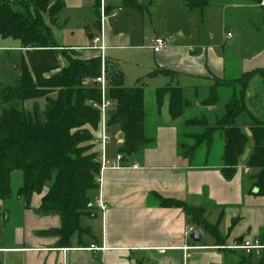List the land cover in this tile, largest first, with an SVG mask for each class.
Instances as JSON below:
<instances>
[{
    "label": "crops",
    "instance_id": "crops-1",
    "mask_svg": "<svg viewBox=\"0 0 264 264\" xmlns=\"http://www.w3.org/2000/svg\"><path fill=\"white\" fill-rule=\"evenodd\" d=\"M56 1L51 0L52 3ZM63 1L64 8L70 2L85 10L89 9L90 2L94 0ZM98 2L101 4L100 22L95 7H92L96 17L93 27L103 32L105 61L117 64L125 75L122 67L126 55H130L128 51L142 53L147 48L151 51L148 55L151 61L141 74L146 77L155 70L172 74L159 75L144 82L147 114L145 131L153 143L124 160L121 168L105 171L101 194L108 205V212L103 215L97 210L99 192H93L91 210L81 219V226L88 229L89 234L81 239L77 235L73 236L66 246L60 245L57 236L46 233L61 227L60 217L37 212L46 192L34 195L30 207H26L17 195L23 178L16 176V188L13 190L11 187V198L0 200V264L230 263L221 247L215 246L210 235L202 231L200 244L187 238L185 233L190 226V219L181 209L161 207L156 195L192 207L205 206V218L213 225L221 217L219 232L226 245L254 240L264 245V197L257 196L256 190L250 193L253 185L251 176L257 174L258 170L247 167L253 147L251 151L247 147L240 160L243 165L239 162L235 175L230 179L222 171L223 154L220 163H211L213 143L210 148L204 145L199 149L206 150L200 162H196L199 150L190 158L186 156L193 145L189 131H204L205 128L215 126L219 118L227 113V105L233 98L244 102L247 113L241 114L236 124L242 130V124H248L245 130L249 139L252 126L250 117L264 124V89L260 73L264 69L262 7L254 0H214L204 11H190L184 6V0H179L172 8L174 15L171 23L175 38L167 41L165 49L155 53L151 49L152 40L147 41V47L138 43L135 29L138 22L134 14L127 15L129 21L124 29L119 26L117 10L109 6L111 0ZM125 7L139 12L143 26L148 25L147 14L131 6ZM102 8L105 11L103 22ZM119 12H122L121 8ZM200 12L201 16L198 14ZM70 23L71 18L64 19L54 29H67ZM85 23L84 28L88 30L91 39V23ZM229 33L232 34L231 38L227 37ZM78 43L68 41L67 45L57 44L65 50L77 52L82 59L100 55L99 51L87 50V47ZM6 51L25 53L19 41L0 36V52ZM249 73L253 74L243 85L218 88L217 101L207 103L216 79L223 83H233ZM144 77L139 78L135 86L131 87L126 85L125 76V87H138V82ZM167 87L180 88L188 103L183 116L177 120L169 114L168 99L161 109L155 100L156 91ZM149 94H153L151 114L146 109ZM37 102L41 109H45L40 100ZM33 104V101H28V111L32 110ZM200 119H205V122L197 126L190 124ZM109 128H114V139H110L106 155L109 160L115 161L123 142L120 138L122 133L118 126ZM194 246L198 248L184 250L185 247Z\"/></svg>",
    "mask_w": 264,
    "mask_h": 264
},
{
    "label": "trees",
    "instance_id": "trees-1",
    "mask_svg": "<svg viewBox=\"0 0 264 264\" xmlns=\"http://www.w3.org/2000/svg\"><path fill=\"white\" fill-rule=\"evenodd\" d=\"M254 1L259 6L262 3V0ZM213 2L184 0V6L190 11H204ZM124 4L143 12L136 0H124ZM64 7L63 0L55 3L51 0H21L17 4L0 0V36L19 41L27 60L20 68L17 85L0 89V200L11 198V176L16 171H20L23 178L17 195L26 207H30L34 195L42 194L49 187L37 212L60 217L61 227L46 233L57 236L60 245L66 246L73 236L81 239L89 234L88 229L81 226V219L91 210V194L99 191V150L91 142L98 135L101 122L100 112L92 104L101 101L100 88L93 80L101 76L102 62L100 55L82 59L77 52L61 48L53 39L51 26L58 24ZM100 8L98 2L95 6L98 22ZM45 16L49 17L50 24L46 23ZM260 73L264 89V69ZM252 74H245L233 83L216 79L207 103L217 101L218 88L243 85ZM159 75L172 74L155 70L140 80L138 87L126 88L124 73L117 64L105 61L108 97L115 103L108 126H118L124 135L118 152L124 160L153 143L145 131L144 82ZM42 99L45 100L43 111L37 102ZM167 99L171 118L182 117L188 105L182 90L167 87L156 91L159 109ZM28 101L34 102L31 111L25 109ZM246 113L243 100L233 98L227 105V113L215 126L205 128L197 135H189L194 144L186 156L192 157L203 145L210 148L216 133L221 131L224 139L222 171L227 179L232 178L249 143L248 136L236 124L238 117ZM250 118L254 146L247 167L258 170L251 176L250 193L257 190V196L264 197V124ZM202 122L205 119L193 120L190 124L197 126ZM155 198L163 208L181 209L190 219L189 225L210 235L215 246H227L219 232L221 217L215 225L209 223L205 218V206L192 207L157 195ZM221 251L227 255L229 264H264V254L256 259L236 251Z\"/></svg>",
    "mask_w": 264,
    "mask_h": 264
},
{
    "label": "rangeland",
    "instance_id": "rangeland-1",
    "mask_svg": "<svg viewBox=\"0 0 264 264\" xmlns=\"http://www.w3.org/2000/svg\"><path fill=\"white\" fill-rule=\"evenodd\" d=\"M10 2H13L17 4L21 0H8ZM179 0H136V2L142 6L144 14H147L146 17L149 19V23L147 26H143L142 19L140 17V13L132 10H128L127 7H125L123 0H111L112 3L115 4H109V6L115 8L118 13V21L119 26L121 28L126 29L128 25V14H134V16L137 19V39L138 43L141 46L147 47V43L151 40L154 42V40L158 38H162L166 41L173 40L175 38V31H173V24L171 23V18L173 17V5L178 3ZM98 0H94L93 2H90L89 9L81 10L79 7L72 5L70 2H67L66 8L62 11V13L59 15V23L62 22L64 19L71 18L70 27L67 29H54L53 26V39L62 45H67L68 41L71 42H79L78 44L84 45V47H87L85 49L87 50H93L96 48V45L94 44V40L96 38L100 37V30L99 28L96 29L93 26V21L95 23V15L92 11V7L94 8L97 5ZM180 3V2H179ZM262 3H264V0H262ZM261 3V5H262ZM260 5V6H261ZM262 7V6H261ZM119 8L122 9V12H119ZM264 8V6L262 7ZM16 10H21L20 8H16ZM201 16V12L198 13ZM89 17L90 19H87ZM151 17V22H150ZM49 17L45 16L46 23L50 24V21L48 19ZM87 19V20H85ZM175 17L173 18L174 21ZM86 21V23H85ZM88 21L91 23L93 38H89L88 30L84 28L85 25L88 23ZM113 22V20L111 21ZM158 35V36H156ZM148 41V42H147ZM144 43V44H143ZM146 43V44H145ZM74 45V44H73ZM153 47V46H152ZM145 50L142 53L139 52H130V55H126V62L123 64L124 70H125V76H126V85L131 87H134L137 83V80L141 77H144L145 74H141L142 72L146 71V65L150 63V59L148 58L150 50H147V48H144ZM153 49V48H151ZM26 60V55L23 52H0V89L5 86H15L18 83L19 80V72L21 73V66L23 62ZM141 74V75H140ZM146 78V77H144ZM142 78V79H144ZM55 97V95H53ZM28 103V102H27ZM26 103V104H27ZM25 104V109L26 108ZM40 104L43 108L45 105V100H40ZM31 109V107H30ZM146 109L149 114H151V111L153 110V94H149L146 102ZM42 111L44 109H41ZM1 111V108H0ZM246 123V121H244ZM243 122V123H244ZM243 128V132L246 134L248 133L247 127L248 124H242L241 126ZM114 128H108V136L110 139H114ZM203 131H189V135L192 134H199ZM92 145H94L93 140L91 142ZM194 144V141L192 142ZM95 146V145H94ZM204 146V145H203ZM254 146V143L252 139H249L248 148L251 151V148ZM96 148V146H95ZM199 150V149H198ZM197 150V151H198ZM224 152V139L223 135L220 132L217 136H215L213 147L211 148V163H220V156ZM206 153V150L201 149L198 151L196 155V162H200L204 159V154ZM243 165V162H240ZM16 176H22V173L20 171H16L12 173L11 176V187L16 188ZM49 188V187H48ZM48 188H46L43 193L48 192ZM45 193V195H46Z\"/></svg>",
    "mask_w": 264,
    "mask_h": 264
},
{
    "label": "built area",
    "instance_id": "built-area-1",
    "mask_svg": "<svg viewBox=\"0 0 264 264\" xmlns=\"http://www.w3.org/2000/svg\"><path fill=\"white\" fill-rule=\"evenodd\" d=\"M264 6V3L261 5ZM115 15V14H114ZM105 19V11L102 8V22ZM103 31V30H102ZM228 38L232 37V34L227 35ZM94 44L96 48L93 50L99 51L102 62V70L101 76L93 80V83L99 86L101 91V101L100 103H93L92 106L100 112L101 122L99 127L98 135L93 139V143L95 146L99 147V157L97 162L100 165V173L97 179V183L99 185V196L96 200V208L103 215L108 212V205L106 201L103 199L101 191L103 186V177L104 173L107 169H119L123 164V156L118 154L115 161H111L108 159L106 155V147L110 143V137L108 136V119L111 111L115 108V103L108 97L109 86L105 78V44H104V35L103 32H100V37L94 40ZM167 47V41L162 38H156L153 42V51L155 53L161 52L163 49ZM196 232L194 227L189 226L186 230L185 236L187 238H191V234ZM197 246L194 247H185L184 250L197 249ZM94 249V246H92ZM220 249L228 250V251H236L241 253L246 257H253L256 259L261 258L264 254V245L259 240H254L253 242H248L244 244H233L227 245L225 247H221Z\"/></svg>",
    "mask_w": 264,
    "mask_h": 264
},
{
    "label": "water",
    "instance_id": "water-1",
    "mask_svg": "<svg viewBox=\"0 0 264 264\" xmlns=\"http://www.w3.org/2000/svg\"><path fill=\"white\" fill-rule=\"evenodd\" d=\"M121 139L124 138V135L121 134L120 136ZM257 191V190H256ZM203 239V234L201 230H197L196 232L191 234V240L195 243V244H200L201 241Z\"/></svg>",
    "mask_w": 264,
    "mask_h": 264
}]
</instances>
